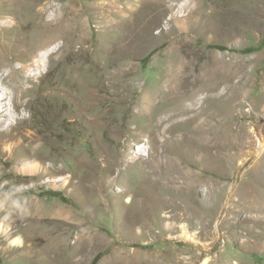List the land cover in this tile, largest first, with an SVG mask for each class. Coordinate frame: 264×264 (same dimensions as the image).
Returning <instances> with one entry per match:
<instances>
[{
  "label": "rangeland",
  "instance_id": "1",
  "mask_svg": "<svg viewBox=\"0 0 264 264\" xmlns=\"http://www.w3.org/2000/svg\"><path fill=\"white\" fill-rule=\"evenodd\" d=\"M9 1L0 264H264V0Z\"/></svg>",
  "mask_w": 264,
  "mask_h": 264
},
{
  "label": "bare ground",
  "instance_id": "2",
  "mask_svg": "<svg viewBox=\"0 0 264 264\" xmlns=\"http://www.w3.org/2000/svg\"><path fill=\"white\" fill-rule=\"evenodd\" d=\"M21 1L22 0H10L9 3H11V4L12 3H21ZM35 7H33V6L27 7V10L29 9V10L35 12L36 19L37 20H39V19L43 20V22H44L46 14L49 11L48 5H43L41 8H39L37 10L35 9ZM43 22L42 21H36V22L32 23L30 25V27L32 28V32L26 31V33H24V34H21V33L16 34V35H18V37L14 40H11L12 44H14V46L17 48L15 52L11 51V49L8 47V46H10L8 43H6L4 41H0V73L3 69H5L9 66H12L11 62L7 61V57H11L12 61L14 59H15L14 61L19 60L22 62L32 61L33 66L41 63V60H42L41 56L44 54L43 51L48 50L51 46L52 41H53L52 37H47L44 39H41V38L38 39L37 34H35V35L33 34V32L37 33L38 31L43 29L42 28L43 26H47L48 24H51V22L46 21L45 24L43 25ZM19 27H21V26H19ZM62 37H63V35H62ZM25 68L21 69V70L12 68L10 73L0 76V83L5 82L7 80V78H14L16 75H20L19 77L23 81L24 84H26V83L34 84L35 83L34 77L25 75V73H26ZM72 89L75 90L77 92V94H79L80 93L79 92L80 91L79 83L74 84V87ZM0 94H1L0 95V105H3V103H5L6 101H9L11 98V96L8 93L3 92L1 88H0ZM22 95H23V97L37 95L38 99L40 100V103L41 102L46 103L48 101V97H49V94H45L42 91H38V89L36 88L35 85L32 87H27V88L23 86L22 87ZM190 96H192V95H190ZM78 97L80 98V96H78ZM30 101L31 100H29L25 103H21V105L15 102V109L17 111H20V112H22V110L23 111L32 110L33 106L31 105ZM77 102H78L77 105H78V111H79V110H81L82 107L79 106V103H80L79 99ZM14 117L15 116L12 117L9 114H5L4 107L0 108V129H1V131H3V133H5V135L10 134V129L13 127L11 120ZM263 149H264V144L261 143L258 151L262 152Z\"/></svg>",
  "mask_w": 264,
  "mask_h": 264
},
{
  "label": "trees",
  "instance_id": "3",
  "mask_svg": "<svg viewBox=\"0 0 264 264\" xmlns=\"http://www.w3.org/2000/svg\"><path fill=\"white\" fill-rule=\"evenodd\" d=\"M214 48H217V49H219V50H221V51H227V49L226 48H223V47H214ZM230 51V50H229ZM254 51H256V50H252V49H248V50H246V51H244V52H242V53H252V52H254Z\"/></svg>",
  "mask_w": 264,
  "mask_h": 264
}]
</instances>
